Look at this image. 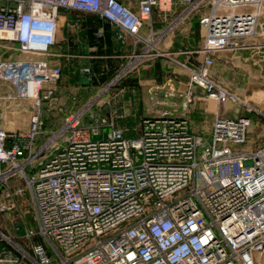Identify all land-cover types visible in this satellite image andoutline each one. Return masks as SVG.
<instances>
[{
    "label": "built area",
    "instance_id": "built-area-1",
    "mask_svg": "<svg viewBox=\"0 0 264 264\" xmlns=\"http://www.w3.org/2000/svg\"><path fill=\"white\" fill-rule=\"evenodd\" d=\"M195 1L205 31L197 63L171 59L188 74L179 105L188 107L194 87L217 105L209 137L164 112L133 134L111 115L81 124L77 113L38 145L42 104L56 100L62 74L64 55L53 49L60 11L106 22L120 41L132 37L130 66L158 54L153 33L140 30L160 0H136V11L121 0H0L1 50L37 56L0 57V90H12L0 99L31 107L26 129L0 125V264H264V146L239 148L251 125L241 108H255L210 77L218 52L264 35L263 0ZM229 99L234 114L223 116Z\"/></svg>",
    "mask_w": 264,
    "mask_h": 264
},
{
    "label": "rangeland",
    "instance_id": "rangeland-1",
    "mask_svg": "<svg viewBox=\"0 0 264 264\" xmlns=\"http://www.w3.org/2000/svg\"><path fill=\"white\" fill-rule=\"evenodd\" d=\"M130 2L134 3V0H130ZM195 2V0H171L168 11L169 18H174L179 13L194 8L192 13L195 12V14L192 17L195 20L193 21H198L196 18H199L201 10L204 8H201V2ZM164 8L163 4H159L153 15L155 13V15L162 16L165 13ZM62 12L65 11H60L59 25L61 31L65 32L66 26L64 22L62 23ZM252 40L257 42L255 45L258 44L257 46L264 48V35ZM152 47L155 49L153 51L158 53L155 57H147L143 61L132 62L130 66L126 64L132 58L127 57L124 65L116 72H105L104 70L100 71V69L93 77L97 78L101 85H99L100 83L97 85L95 81H92L91 75L85 76L83 74L84 77H80L75 72L66 77L61 75L55 86L56 100L44 101L42 104L38 121L39 130L35 137L36 143L39 145L50 139L53 140V133L63 126L65 117L77 113L81 114V124L88 123L102 115H111L115 124L124 128L127 134H133L145 117L164 112L167 115L186 118L191 130L195 133H201V126H207V124L209 126V120L201 113V107L197 103L202 94L195 92L192 102L186 109L179 105L178 93L182 89H180V86L187 82L188 74L171 58L184 63H187V58L182 57L181 54L170 53L172 51L161 50L158 45L156 46V42L153 43ZM250 47H254V45L244 46L242 50ZM2 50L0 48V57H7L8 52H11L12 56L37 57L36 55H19L14 50ZM192 54L197 56L195 51ZM254 58L257 57L250 55L248 60L252 61ZM190 61L194 64V58ZM59 65L62 74L64 69L71 70V67L78 66L74 64L64 66L61 62H59ZM230 65L222 58L215 59L211 78L229 91L236 93L255 108V110L245 112L253 118L245 144L251 147L264 146L263 72L259 67L258 71H253L251 68L241 70L236 66L229 68ZM1 87L0 96L7 95L6 91L9 93L12 91L8 85H1ZM151 94L154 95L153 101L150 100ZM54 101L56 102L54 103ZM236 105L235 101L229 99L222 104V110L227 112V116H230ZM241 109L246 111L244 107ZM30 112L31 107L27 102H3L0 100V125L11 130L26 129ZM15 115L25 116L26 123H23L24 125L22 123L19 125L13 124ZM117 115L118 117H115ZM50 150L51 148L46 150L45 154ZM5 230L11 233L9 226ZM53 264H56V262Z\"/></svg>",
    "mask_w": 264,
    "mask_h": 264
},
{
    "label": "crops",
    "instance_id": "crops-1",
    "mask_svg": "<svg viewBox=\"0 0 264 264\" xmlns=\"http://www.w3.org/2000/svg\"><path fill=\"white\" fill-rule=\"evenodd\" d=\"M121 1L130 5L134 11L138 8L136 0H134V3H131L130 0ZM161 4L165 6L163 9L165 13L162 16L155 15V13L153 15L154 10L157 8L156 6L151 15L150 26L143 25L140 30V35L147 37L152 32L153 37L157 39L156 46L158 45L161 50L172 51L170 52L172 54H181L182 57L187 58V64H196L198 56L193 55L192 51L202 44L205 31L204 28L199 25V18H196L198 21H193L195 20L194 17H192L195 14V12L194 14L192 13L194 8L183 11L174 18H169L168 11L171 6V0L160 1V5ZM261 9L262 19H264V0L262 1ZM72 12L73 11L62 12V23H65L66 30L65 32L61 31V29L58 31L57 42L53 49L64 55L59 58V62L64 64V66L67 64L78 66L71 67V70L64 69L61 75L66 77L75 72L78 76L84 77L80 72V67L88 66L90 68L89 75L92 77L91 80L95 81L97 85L99 83V85H101V82L93 77L95 73L100 69V71L104 70L105 72L118 71L126 62L127 57L135 50L136 46H134L132 37L128 36L124 42L117 39L115 36L116 28L114 26L92 15L77 11ZM100 27L104 29V34L101 37H97L95 32ZM141 46L143 45L139 43L138 47ZM242 49L243 48L226 49L218 52L214 57V64L215 59L222 58L225 62L231 64L229 68L236 66V68L241 70L251 68L253 71H258L260 68L264 75V48L254 45V47H250L246 50ZM190 55H192V57H190ZM250 55L257 58L252 59V61L248 60ZM192 58H194V64L190 61ZM213 66L210 69V77L212 75ZM187 86L188 80L185 84L180 86V89L182 88L180 92L184 91ZM195 92H200L202 94L197 103H199V107H201V113L209 120V126L208 124L207 126H201V134L205 137H209L214 119L212 112L216 110L217 105L214 101L206 98L203 90L199 87H194V93ZM151 95L150 100L153 101L154 98L152 99ZM178 99L180 102L179 97ZM245 112L243 114L249 116L252 122V116ZM220 113L223 116H227V112L222 110V105L220 106ZM233 114L232 112L230 116H233ZM239 148L253 149L255 147L244 144L239 146Z\"/></svg>",
    "mask_w": 264,
    "mask_h": 264
},
{
    "label": "bare ground",
    "instance_id": "bare-ground-1",
    "mask_svg": "<svg viewBox=\"0 0 264 264\" xmlns=\"http://www.w3.org/2000/svg\"><path fill=\"white\" fill-rule=\"evenodd\" d=\"M1 100V99H0ZM19 102H21V101H19ZM23 103V102H22ZM16 106V105H15ZM23 111H25V109H23ZM21 112V111H20ZM24 113V112H23ZM26 119H25V116H22V115H15V122L13 123V124H15V125H19V124H21L22 123V125H24L25 123H26V121H25ZM24 123V124H23Z\"/></svg>",
    "mask_w": 264,
    "mask_h": 264
}]
</instances>
